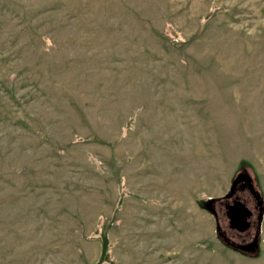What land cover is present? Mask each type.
<instances>
[{"label":"rangeland","instance_id":"obj_1","mask_svg":"<svg viewBox=\"0 0 264 264\" xmlns=\"http://www.w3.org/2000/svg\"><path fill=\"white\" fill-rule=\"evenodd\" d=\"M0 264H264V0H0Z\"/></svg>","mask_w":264,"mask_h":264},{"label":"flooded vegetation","instance_id":"obj_2","mask_svg":"<svg viewBox=\"0 0 264 264\" xmlns=\"http://www.w3.org/2000/svg\"><path fill=\"white\" fill-rule=\"evenodd\" d=\"M241 175L245 176L243 172L241 173ZM237 202L242 204L250 211V216L247 218L248 228L245 231L240 232L236 228L230 227L229 220L228 227L230 231L239 238L240 243H247L250 241L252 236L254 238V235L256 233L258 227V216H260L261 211V204L259 195L255 192L249 180H246V178H243L235 185H232L227 196L225 197V200H222L219 204L224 209V214L225 216H227V218L229 207ZM225 233V230H223V237L226 239H230L231 237H228L227 235H225Z\"/></svg>","mask_w":264,"mask_h":264},{"label":"water","instance_id":"obj_3","mask_svg":"<svg viewBox=\"0 0 264 264\" xmlns=\"http://www.w3.org/2000/svg\"><path fill=\"white\" fill-rule=\"evenodd\" d=\"M243 178H248L246 176L240 175L233 181L232 185H235L238 181L242 180ZM228 220L231 228H236L238 231H245L248 228V221L247 218L250 216V211L244 207L240 203H234L232 206L229 207V211L227 212ZM261 221V212L260 216H258V227L256 233L254 235L253 240L248 244H236L230 243L235 249L241 252H253L257 246V239L259 236V225Z\"/></svg>","mask_w":264,"mask_h":264}]
</instances>
